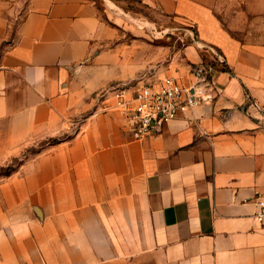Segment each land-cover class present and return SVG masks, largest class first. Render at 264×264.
I'll list each match as a JSON object with an SVG mask.
<instances>
[{"label": "crops", "instance_id": "1", "mask_svg": "<svg viewBox=\"0 0 264 264\" xmlns=\"http://www.w3.org/2000/svg\"><path fill=\"white\" fill-rule=\"evenodd\" d=\"M139 2L183 25L186 64L124 43L106 0H0V149L66 134L0 183V264H264V44L233 37L217 0ZM203 45L226 70L209 67L192 110L142 138L94 110L145 72L192 84Z\"/></svg>", "mask_w": 264, "mask_h": 264}, {"label": "rangeland", "instance_id": "2", "mask_svg": "<svg viewBox=\"0 0 264 264\" xmlns=\"http://www.w3.org/2000/svg\"><path fill=\"white\" fill-rule=\"evenodd\" d=\"M101 11L104 8V0H92ZM109 6L117 13L123 22V26L129 29L122 30V39L124 43H130L132 39L137 37L140 49L146 43L155 48V56L159 58L158 64L164 62L169 64L172 59H175L174 64H186L182 49L186 44L183 25L172 19L174 22H165V28L162 27V21L155 17V13L143 6L139 0H106ZM214 13L226 30L242 44H264V0H217L214 7ZM23 12L15 19L8 21V30L10 36L14 35L18 24L21 21ZM137 18L133 21L130 19ZM190 31L194 33V27L187 25ZM184 28V27H183ZM137 30V35H134L131 30ZM165 29V33L159 31ZM162 46L165 48V53L162 51ZM203 55L199 67L191 65V70L204 68L202 74L205 75L209 71L210 62L215 64H225L222 53L210 45L200 47ZM216 54L220 55L222 60H218ZM187 64H191L188 62ZM193 64V63H192ZM211 70V68H210ZM213 70V69H212ZM149 73L150 72H145ZM144 73V74H145ZM169 76V75H168ZM172 76V75H170ZM174 77V76H173ZM158 79L157 81H159ZM194 82V81H193ZM192 82V83H193ZM98 93V92H97ZM94 110L100 111L99 103L94 94ZM264 117V110H262ZM66 134H61L52 138H33L23 141H13L10 148L0 149V183L5 178L18 173L19 168L25 161L33 159L37 154L44 151L50 144L56 143ZM8 169L11 170L10 174Z\"/></svg>", "mask_w": 264, "mask_h": 264}, {"label": "built area", "instance_id": "3", "mask_svg": "<svg viewBox=\"0 0 264 264\" xmlns=\"http://www.w3.org/2000/svg\"><path fill=\"white\" fill-rule=\"evenodd\" d=\"M203 70H193L195 81L190 85H183L170 75L151 80V73H145L137 80L102 89L96 94L99 110L119 114L132 137L142 138L207 99L200 82L204 80ZM255 200L254 218L264 227V198L257 195Z\"/></svg>", "mask_w": 264, "mask_h": 264}, {"label": "trees", "instance_id": "4", "mask_svg": "<svg viewBox=\"0 0 264 264\" xmlns=\"http://www.w3.org/2000/svg\"><path fill=\"white\" fill-rule=\"evenodd\" d=\"M208 65H209V67L211 68V70H212V69L226 70V66H225V64H215L214 62H210V64H208ZM11 170H12V169H11ZM11 170L8 169V173H7L6 175L10 174V171H11Z\"/></svg>", "mask_w": 264, "mask_h": 264}]
</instances>
